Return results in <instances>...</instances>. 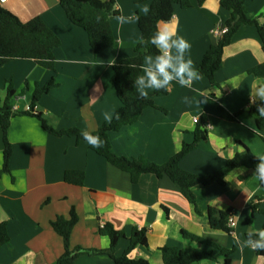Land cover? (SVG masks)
<instances>
[{
  "label": "crops",
  "instance_id": "0c3cea01",
  "mask_svg": "<svg viewBox=\"0 0 264 264\" xmlns=\"http://www.w3.org/2000/svg\"><path fill=\"white\" fill-rule=\"evenodd\" d=\"M99 2L101 6L115 3L127 22L121 24L118 17H111L116 42L98 56L87 33L69 21L59 0H7L2 5L23 23L41 18L58 36L61 46L55 50V71L32 60H14L0 66L1 103L6 101L11 84L15 96L10 103L13 109L24 112L31 106L36 88H44L53 79L56 87L44 94L34 109L52 129L78 128L94 133L112 121L122 107L112 84L113 66L136 56L141 32L135 17L148 15L152 0ZM246 9L250 18L264 24V0H248ZM229 18L230 12L221 7L220 0H207L202 7L193 1L190 9L176 7L172 20L162 23L160 29L167 26L173 39L180 36L191 45L185 59H191L193 68L198 70ZM171 52L176 55L174 48ZM154 63V57L152 64L145 58L142 75L144 69L154 68ZM263 63L264 52L256 28L244 26L225 49L216 87L206 77L189 81L187 86L172 81L165 95L154 98L157 108L145 109L134 125L110 133L112 151L119 157L144 158L155 165H165L184 144L194 142L198 125L194 119L205 117L209 125L207 140L181 161L184 171L199 176L217 173L237 154L245 153V148L257 157L264 155V132L258 133L250 113L252 105L262 102L255 97L254 89L264 81L249 74ZM219 108L237 116L236 121L222 119ZM106 114L112 117L110 121L105 120ZM8 139L13 153L9 172L0 174V223L6 224L10 242L0 249V264H57L65 246L52 222L60 217L69 219L72 210L78 216L70 239L72 250L109 249L110 239L99 230L110 224L125 232L127 238L117 246V256L128 249L133 230L144 229L147 247L135 249L132 259L164 264V248H203L186 239V232L232 251L230 264H264V257L258 256L251 246L242 247L248 234H257L264 227V184L254 177V170L233 171L226 177L225 185L194 188L195 206L167 176L147 174L133 183L129 174L109 164L87 142L50 134L34 117H12ZM4 149L0 128V172ZM68 172L83 173V184L67 183ZM210 208L232 213V234L210 227ZM74 264L114 262L106 255H81ZM194 264H224V259Z\"/></svg>",
  "mask_w": 264,
  "mask_h": 264
},
{
  "label": "trees",
  "instance_id": "16d2710c",
  "mask_svg": "<svg viewBox=\"0 0 264 264\" xmlns=\"http://www.w3.org/2000/svg\"><path fill=\"white\" fill-rule=\"evenodd\" d=\"M193 1L196 2L197 6L202 7L207 0H152L149 14L135 17L144 43L140 44L139 42L135 47L136 56L120 61L113 66L112 84L116 89L122 107L115 113L109 124L103 125L97 132L89 133L94 136L98 135L103 144L99 148H95L90 144L89 146L92 151L106 159L113 167L129 174L133 183H137L141 176L147 174L155 175L158 178L167 176L188 202L196 206L197 203L193 194L194 188L199 186L208 187L216 183L225 185L226 177L240 168L255 171L256 165L260 162L258 157L245 148V153L237 154L217 173L199 176L184 171L181 168V161L194 151L201 142L207 140L208 122L205 117L197 125L194 142L192 144H184L182 150L162 166L155 165L144 158L132 160L119 157L112 151L110 141V133L119 132L127 126L134 125L145 109L157 108L154 101L156 96H162L167 93V90L159 89L154 93L148 94L147 97H143L137 91L138 86H134V81L138 76L142 75L145 58H155L162 54L151 43L150 38L160 29L162 23L172 20L176 7L183 10L190 9L193 7ZM247 1L220 0L221 7L230 12L229 20L223 25L228 31L220 37L216 44L211 46L198 68L200 77H206L214 87L217 86L216 74L223 67L225 49L230 46L233 38L244 26L256 28L264 52V24L259 19L249 17L246 9ZM59 2L69 21L87 33L90 46L96 56L115 44L116 40L110 20L111 17H120L121 15L120 11L115 8V3L112 2L101 6L99 0H59ZM60 46L61 41L58 36L49 29L41 18L37 17L27 23H23L16 15L0 5V66H4L14 60H32L44 69L55 71V50ZM249 74L264 81V63L253 68ZM55 87L53 79L44 88L39 89L37 87L30 106L32 111L18 112L13 110L10 103L15 96V92L12 85L9 84L6 101L4 103L0 102V128L3 132L5 147L4 166L0 174L9 172V164L12 158V146L8 139V130L12 117L31 116L38 119L44 130L50 134L58 137H74L78 141H85L82 136L85 131L78 128L56 131L48 125L42 114L35 113V106L41 97ZM260 107H264V101L250 107V113L255 119L258 133L264 132V117L260 116L258 111ZM219 111L222 119L229 122L236 121L237 116H231L223 108H219ZM65 180L69 184L81 186L84 175L79 172H68ZM196 211L200 213L197 208ZM253 212H257L256 208H253ZM231 216L232 213L230 211H218L210 208L208 211L209 225L215 231L230 235L234 232V228L229 225ZM250 221L251 218L247 220L248 224ZM77 223L78 216L74 210H72L69 219L60 217L52 222L53 230L63 239L65 246V253L57 264H74L81 255H106L113 260L114 264H151L147 260L132 259L130 257L131 253L139 246L147 247L146 230L134 229L128 239V249L122 256H117V246L122 240H127V238L125 232L115 230L110 224L99 230L101 235L110 239L111 246L109 249L96 250L77 247L72 250L70 239ZM183 236L203 248H190L185 251L175 248H164L161 250L164 264H194L202 261L218 262L220 258L224 259V264H230L232 251L186 232H183ZM248 238L255 240L257 236L256 234H248ZM9 242L10 236L7 226L4 223H0V249L8 245ZM215 251H218V254H215ZM256 253L258 256L264 257V251L256 250Z\"/></svg>",
  "mask_w": 264,
  "mask_h": 264
},
{
  "label": "clouds",
  "instance_id": "9594fccd",
  "mask_svg": "<svg viewBox=\"0 0 264 264\" xmlns=\"http://www.w3.org/2000/svg\"><path fill=\"white\" fill-rule=\"evenodd\" d=\"M121 24L127 22V18L123 15L117 18ZM151 43L162 54L154 58V68L148 67L144 69V75L138 76L134 81V86H138L137 91L143 97H147L148 89H164L167 90L168 85L172 81H177L181 86H187L189 81L200 79V73L192 66L191 59H185V53L190 49L191 45L180 36L173 39V32L165 26L158 29L153 37L150 38ZM144 43L142 38L140 44ZM175 49L176 55L174 56L171 49ZM149 64H152V58H149ZM146 76V79H145ZM255 97L264 101V82L259 83L255 87ZM259 115L264 117V107L258 109ZM112 117L105 115V120L110 121ZM83 139L95 148H99L103 141L98 135L94 136L87 132L82 133ZM259 163L256 165L254 177L264 184V155L258 156ZM257 239L252 240L248 238L242 247L251 246L253 250L264 251V229H261L257 234Z\"/></svg>",
  "mask_w": 264,
  "mask_h": 264
},
{
  "label": "built area",
  "instance_id": "2783aa9c",
  "mask_svg": "<svg viewBox=\"0 0 264 264\" xmlns=\"http://www.w3.org/2000/svg\"><path fill=\"white\" fill-rule=\"evenodd\" d=\"M6 2H7V0H0V5H3V4H5ZM227 31H228L227 28L222 27L221 30L218 31V36L221 37V36H222L223 34H225ZM13 110H14V111H17L16 109H13ZM25 111H27V112H31L32 109H31L30 106H27L26 109H25ZM199 122H200V119H199V118H195V119H194V123H195V124H199ZM207 127L209 128V125H208ZM229 225H230V227H232V228L235 227V222H234L233 219H230V220H229Z\"/></svg>",
  "mask_w": 264,
  "mask_h": 264
}]
</instances>
